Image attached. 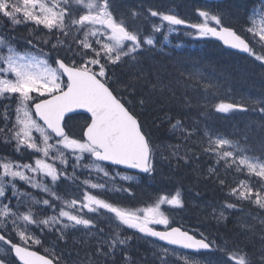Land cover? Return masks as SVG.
<instances>
[{
    "label": "snow or ice",
    "instance_id": "obj_1",
    "mask_svg": "<svg viewBox=\"0 0 264 264\" xmlns=\"http://www.w3.org/2000/svg\"><path fill=\"white\" fill-rule=\"evenodd\" d=\"M112 8L113 0H0V18L6 19L12 26L27 25L31 22L50 32H60L64 40L58 39L57 43L52 44L51 50L66 45L68 52L79 56L83 61L78 64L73 60L69 66L58 56L54 61L56 67H52L49 63L51 50L44 52L40 49L35 54L21 52L13 43L15 38L0 35V98L16 100V117L13 124L15 130L12 131L11 137H5L4 142L11 144L14 140L15 151L18 153L29 149L41 154L35 158L34 165L0 160V242L7 248L6 254L0 256V264H62V256L52 254V258H49L48 255H39L30 250L29 242L35 245L42 243L39 236L31 231L33 227L41 233L46 229L55 232L60 240L66 241L70 232L81 230L82 226V229L89 233V241H95V244L91 245L94 251L88 256V264H115V260L110 258L116 255L118 249L124 252V259L129 260L124 246L129 243L131 237H123L120 231L112 229L106 234L105 229L100 228L96 220L86 218L87 214L100 215L101 210H104L103 214L108 216L110 223L116 224L117 229L127 226L146 236L159 238L168 245L193 250L197 254L218 252L225 259L216 261V264H264V231L259 237L260 248L249 252L238 246L230 249L227 244L221 247L209 241L203 234H200L201 238H197L180 227H171L170 218L161 210V205L167 204L182 209L184 201L179 190L170 198L161 196L155 203L142 208L123 207L119 203L109 202L85 191L83 201H64L59 211H56L53 201H60L61 197L52 192L47 183L41 182L47 178L51 179L52 185H56L61 178L76 180V171L82 168L89 171V178L83 181L88 188L134 195L130 187L108 189L106 183H93L91 173L95 172L97 178L102 173L106 181L110 179L113 183H116L117 177L121 181H130L133 177L121 176L119 172L110 175L105 165L124 166L125 169L138 170L139 173L154 176L158 163L181 159L180 144L157 146L151 136L143 130L137 115L127 106L125 96L115 94L117 89L112 86L115 81L110 80L109 66H128L129 71L125 74L127 78L119 81L120 92L134 96L137 84L147 79L144 69L139 67L142 63L139 57L145 46H154L155 41L151 36L142 37L138 29L130 30L125 20L118 21ZM197 13L202 22L189 23L178 15L150 10L152 17H159L162 23L167 22L170 31H174L175 26L186 25L194 30L196 37L218 38L225 45L254 56L255 60L264 66V0H260L259 20L256 18V9H253L246 21L249 26L245 29L259 46V54L244 36L232 27L224 25L221 15L200 9ZM210 21L216 26H212ZM153 31L161 32L162 26H154ZM69 36L72 37L71 40L68 39ZM26 43L36 48L33 40L29 39ZM49 43L48 40L43 41L45 46ZM64 76L67 78L66 82ZM33 93L36 94L35 97ZM30 103L35 110V117H38L42 124L33 118ZM143 103L141 100L140 104ZM253 103L259 104L260 112L264 113V100ZM77 109L89 113L90 122H85L86 126L82 125L78 132L70 133L66 131V114ZM215 109L225 114L234 110L247 111L242 104L223 102L216 104ZM0 115L5 124L0 132L11 131L7 128L11 117L10 107L6 105ZM169 122L171 123V119ZM172 128L179 130L180 134L186 137L192 134L186 129H181L180 121L172 123ZM34 131L39 133V140L33 135ZM206 135L208 144L205 151L208 154L215 155L218 162L223 161L228 168L236 167L237 171L247 169L249 177L259 178L258 182L264 185V159L254 160L247 155L225 151V147L236 148V145L230 139L219 136L213 138L210 133ZM53 151L57 155L50 157ZM67 153L74 156L76 161L71 177L67 175V165L70 162ZM49 157L52 163L47 162ZM188 157L189 153L185 148L183 158L187 160ZM88 158H91L89 164H84L83 161ZM57 160L64 165L63 170L56 166ZM17 179L50 194L51 199L35 203L52 208L55 214L38 219V214L31 208L20 212L22 201L17 197ZM220 183L223 185L225 181L221 180ZM8 188H11L12 197L7 196ZM231 194L241 201H251L255 196L252 202L264 209V195L260 194V190L254 191V186L244 180L240 181L238 187L231 189ZM12 198L17 199L15 210L11 205ZM4 199L9 202L3 203ZM224 208L233 209L235 205L229 203ZM85 209L87 213L84 212ZM223 217L224 212L221 211L218 218ZM261 223L264 224V221ZM154 225H163L167 230L157 231ZM93 229L96 231L93 232ZM252 231L254 232V229ZM16 237L20 243L14 242ZM154 255L160 264H168L170 253L167 247ZM75 264L81 262L76 261ZM206 264H213L212 259L208 258Z\"/></svg>",
    "mask_w": 264,
    "mask_h": 264
},
{
    "label": "trees",
    "instance_id": "obj_2",
    "mask_svg": "<svg viewBox=\"0 0 264 264\" xmlns=\"http://www.w3.org/2000/svg\"><path fill=\"white\" fill-rule=\"evenodd\" d=\"M204 4L207 6L203 7ZM259 5L260 0H224L220 3H206L203 0H113L112 10L118 21L125 20L130 30L138 29L142 37L151 36L155 41L154 46H145L139 57L142 61L139 67L144 69L147 79L137 84L134 96L120 92L119 81L127 78L125 74L129 71L128 66L126 64L109 66L110 80L115 81L112 86L117 89L115 94L125 96L127 106L137 115L143 130L151 136L157 146L180 144L181 159H172L170 163L166 160L158 163L154 176L133 174L105 165L110 175L116 172L126 174L133 177L130 181H121L117 177L116 183H113L110 179L106 181L102 173L99 174V178L91 173L93 183H106L108 189L130 187L134 195L93 190L84 186L83 181L89 178V171L83 169L76 171L75 175L78 177L76 180L62 178L56 185H52L51 179L47 178L46 183L50 190L59 197L73 195L78 200L85 191H89L93 195L127 208L153 204L159 197L170 198L179 190L184 201L182 209L167 204L161 205V210L170 218L171 227L183 226L196 236H200L196 230L202 231L210 241L221 247L227 244L230 249L238 246L249 252L259 249L261 246L259 237L264 231V224L261 223L264 221V209L252 202L255 196L251 201H241L231 194V189L238 187L240 181L244 180L254 186V191L260 190V194L264 195V185L258 182L259 178L249 177L247 169L237 171L236 167L228 168L223 161L218 162V158L208 154L205 149L208 144L206 134L210 133L213 138L217 136L227 138L236 145V148L225 147V151L247 155L254 160L264 159L262 147L264 113L260 112L259 104L253 103L264 100V66H261V62L256 61L254 56L227 50L214 37H196L194 30L186 25L175 26V30L170 31L167 22L162 23L159 17L150 15V10H155L178 15L189 23H199L202 22V18L198 16L197 10L208 8L210 14L221 15L224 25L232 27L244 36L259 54V46L252 40L251 34L245 32L249 26L246 21L253 9H256V17L259 16ZM132 13L137 15L133 16ZM210 24L216 26L214 22ZM154 26H162V31L154 32ZM0 35L15 38L13 43L18 51H25L28 48L33 52L40 49L49 52L52 44L57 43L58 39L64 40V36L58 31L50 32L43 26L37 27L31 22L27 25L12 26L4 18H0ZM82 35L83 33L80 34L81 37ZM29 39L33 40L36 48L27 45L26 41ZM68 39L71 40L72 37L69 36ZM45 40L50 41L46 46L43 44ZM73 49L75 50L74 44ZM58 56L69 65L73 60L78 64L83 63L79 56H73L67 51L66 45L51 50L49 62L56 66L54 61ZM141 100L144 101L143 105L140 104ZM221 102L242 104L247 111L219 113L215 105ZM6 105L11 109L10 122L7 124L11 131L0 132V160L29 162L33 158L31 154L27 155L26 149L18 153L15 151L14 140L11 144L4 142L5 137H11L12 131L15 130L13 124L16 117V100L0 98V114ZM66 119L68 124L66 131L70 133L78 132L81 126H86L85 122L89 121L83 114H74L70 119L68 117ZM175 121H180L181 129L190 131L191 136L186 137L181 135L179 130H173L172 123ZM4 127L3 117L0 115V129ZM185 148L189 153L187 160L183 158ZM90 159L88 158L89 161ZM68 166L67 175L71 177L73 166L70 163ZM221 180L225 181L223 185L220 183ZM20 184V189L31 193L28 187ZM24 203L19 211L24 212L31 208L38 214V219L55 214L52 208ZM229 203L234 204L235 208L225 209L224 206ZM221 211L224 212V217L218 218ZM84 212L87 213L85 210ZM101 221L97 222L98 226L104 228L107 234L109 229L106 230V221L104 219ZM154 227L166 228L163 225ZM117 230L123 232V237H131V240L124 246L129 260L126 261L124 252L118 249L116 257L110 258H114L115 264H159L157 256L154 255V248L150 246L157 244L155 241L144 238L133 229L121 227ZM31 231L39 236L42 243L35 245L29 242L30 249H36L50 258L52 254L62 256V264H75L76 261L88 264V256L94 251L92 241H87L77 231L70 232L68 241L60 240L57 233L47 229L41 233L39 229L33 227ZM14 242L20 243L19 238L16 237ZM209 254L213 253H201L199 256Z\"/></svg>",
    "mask_w": 264,
    "mask_h": 264
},
{
    "label": "rangeland",
    "instance_id": "obj_3",
    "mask_svg": "<svg viewBox=\"0 0 264 264\" xmlns=\"http://www.w3.org/2000/svg\"><path fill=\"white\" fill-rule=\"evenodd\" d=\"M207 5L206 4H204L203 5V7H206ZM203 10H205V11H208L209 13H210V10L208 9V8H203ZM257 18V21L259 20V16L258 17H256ZM211 22V21H210ZM258 38V37H257ZM21 51V50H20ZM25 51H27V52H29V53H37V52H33V51H30L28 48H26L25 49ZM25 51H21V52H25ZM50 64H51V62H49ZM52 65V64H51ZM52 67H56V66H54V65H52ZM98 71V70H97ZM9 78H11V77H9ZM34 97L36 96V94L35 93H33L32 94ZM30 106H31V103L29 104V108H30ZM31 111H32V109H31ZM33 113V112H32ZM33 118L34 119H36L35 117H34V114H33ZM38 123H41L40 121H37ZM42 124V123H41ZM74 131V130H73ZM74 132H76V131H74ZM33 135L34 136H36L37 137V139L39 140V133H36L35 131L33 132ZM50 143H54V141H50ZM14 146H15V141H14ZM27 151H28V154L27 155H29L30 156V154H31V157L33 158V160H31V161H29V162H25V163H23V162H19L20 164H28V163H30V164H33L34 165V160H35V158H38V157H40V155L41 154H39V153H35L33 150H29V149H26ZM68 154V156H69V160H70V165H72L73 166V164H75L76 163V161H75V158H74V156H72L70 153H67ZM53 155H57V153L55 152V151H53L52 153H50V157L51 156H53ZM48 158V160H47V162H49V163H52L53 161L51 160V158ZM85 160H88V159H85ZM89 160L88 161H85V162H83L84 164H89ZM56 163V166L58 167V168H60L61 170H63V168H64V165H62L61 163H60V161H56L55 162ZM67 167H69L68 165H67ZM78 171H80V170H82V168L81 169H77ZM84 170V169H83ZM0 171H2V169H0ZM86 171H88V170H86ZM94 175H97L95 172H92ZM31 175V174H30ZM121 176H128V175H126V174H123V175H121ZM37 178H39V177H37ZM48 179H50V178H48ZM62 179V178H61ZM60 179V180H61ZM63 179H65V178H63ZM59 180V181H60ZM46 181H47V179H45V180H43V181H41V182H43V183H46ZM58 181V182H59ZM20 183H22L23 184V186H25V187H28L29 189H30V191H31V193L30 192H26V191H24V190H21L19 187L21 186V184ZM16 185H17V189H18V192H17V197H21L20 199H21V201H22V205H23V203L25 202V201H28V203H30V206L32 205V206H34V205H36V203H35V201H41V200H43V199H51V196H50V194H48V193H44V192H42L39 188H32L28 183H26V182H24V181H20V180H18L17 179V181H16ZM19 186V187H18ZM84 186H86V185H84ZM7 196L8 197H12V192H11V188H8L7 189ZM52 191V190H51ZM53 192V191H52ZM92 194V193H91ZM40 196H42V197H40ZM23 199V200H22ZM39 199H41V200H39ZM73 199H76V200H78L76 197H74L73 195H68V196H66V198H63V197H61V200L60 201H58V202H55V205H56V207H57V212L59 211V208L63 205V202L64 201H71V200H73ZM14 201V202H13ZM16 201V202H15ZM78 201H83V196H82V198L80 199V200H78ZM9 201L7 200V199H4L3 200V203H8ZM11 204H13L14 206H16L17 205V199L15 198H12L11 199ZM25 204V203H24ZM149 204H151V203H148L147 205H149ZM147 205H144V206H139V207H136V208H142V207H146ZM21 207V206H20ZM19 207V208H20ZM66 210H69V209H67L66 208ZM85 211L87 212V210L85 209ZM104 213V210H101V214L100 215H93V214H88V217H86V218H92V219H94V220H96L97 222H101V220L102 219H104V221H106V230H108V229H111L112 228V230H116V228L117 227H115L114 228V225L116 226V224L115 223H110L109 222V219H108V216H106V215H104L103 214ZM124 228V229H126L127 228V226H120V228ZM183 227V226H182ZM184 228V227H183ZM134 230V229H133ZM93 232H95L96 230L95 229H93L92 230ZM198 233H199V235L200 234H203L204 236H206L205 235V233L204 232H202V231H198V230H196ZM75 232V231H74ZM78 232V234H82V236H84V238L88 241L89 240V233L88 232H86L85 230H83L82 229V226H81V230H78L77 231ZM85 233V234H84ZM201 236V235H200ZM207 237V236H206ZM208 238V237H207ZM208 240H209V238H208ZM210 241V240H209ZM94 242V244H95V241H92V243ZM215 244L216 245H218L216 242H215ZM151 247H156V248H154V251L155 252H159L160 250H161V247H166V246H164V245H162V244H151L150 245ZM159 246V247H158ZM160 248V249H159ZM168 249H169V253H170V256H169V259H168V264H197V262H199V264H206V260L208 259V258H211L212 259V261H213V264H216V261H220V260H223V259H225V257H223L221 254H219L218 252H214L213 254H209V255H206V256H199L198 254L197 255H195V254H189V253H182L180 250H178V249H175V248H173V249H175V251H173V249L172 248H169V247H167ZM6 252H7V248H6V246L2 243V242H0V256H4L5 254H6ZM159 260V259H158ZM159 264H160V261H159Z\"/></svg>",
    "mask_w": 264,
    "mask_h": 264
},
{
    "label": "water",
    "instance_id": "obj_4",
    "mask_svg": "<svg viewBox=\"0 0 264 264\" xmlns=\"http://www.w3.org/2000/svg\"><path fill=\"white\" fill-rule=\"evenodd\" d=\"M204 1H206V2H221V1H223V0H204ZM216 40H217V42L218 43H220L222 46H224L226 49H228V50H231V51H237V52H239L240 54H244V55H247L246 53H243V52H241L240 50H237V49H233V48H231L230 46H228V45H225L224 43H223V41H221V40H219L218 38H215ZM69 66H71V65H69ZM64 79L65 80H67V78H66V76H64ZM47 98V97H46ZM36 102H38V101H36ZM31 109L33 110V113H34V108L32 107V105H31ZM74 114H84V115H87L88 116V118L90 119V114L89 113H87L85 110H83V109H77V110H75L73 113H69V114H66V118L67 117H69V116H72V115H74ZM36 119L39 121V118L38 117H36ZM42 122V121H41ZM89 122H90V120H89ZM43 123V122H42ZM117 168H119V169H121V170H126V171H129V172H132V173H139L138 172V170H133V169H125L124 168V166H119V167H117ZM140 174H142V173H140ZM172 227H179V226H172ZM181 228V227H180ZM156 229V228H155ZM157 231H165V230H167V229H161V230H158V229H156ZM181 230H183L182 228H181ZM185 230V229H184ZM187 231V230H186ZM190 234H192L191 232H189ZM144 237H146V238H150V239H152V240H155L156 242H158V243H160V244H164V245H166V246H168V247H171V248H176V249H179V250H182V251H187V252H190V253H195L193 250H186V249H182L180 246H172V245H168L167 244V242H164V241H160L159 240V238H156V237H149V236H146L145 234H142ZM197 237V236H196ZM197 238H201V237H197ZM23 246V245H22ZM31 251H36L39 255H43L42 253H40L39 251H37V250H35V249H30Z\"/></svg>",
    "mask_w": 264,
    "mask_h": 264
},
{
    "label": "bare ground",
    "instance_id": "obj_5",
    "mask_svg": "<svg viewBox=\"0 0 264 264\" xmlns=\"http://www.w3.org/2000/svg\"><path fill=\"white\" fill-rule=\"evenodd\" d=\"M185 67V66H184ZM181 68V67H180ZM184 71V70H183ZM197 75V74H196ZM200 75V74H199ZM195 76V75H194ZM201 76V75H200ZM197 77V76H196ZM204 78V77H203ZM208 80V79H207ZM211 118V117H210ZM19 187V186H18ZM19 189V188H18ZM22 190V189H21ZM165 190V189H164ZM163 190V191H164ZM174 190H175V188H174ZM8 192V191H7ZM12 192V191H11ZM21 198V197H20ZM15 199V198H14ZM23 200V199H22ZM39 200H41V199H39ZM14 202V201H13ZM16 202V201H15ZM25 202H27L28 203V201H25ZM23 205H24V203H23ZM27 206V205H26ZM23 207V206H22ZM21 210V209H20ZM116 226L114 225V228H115ZM112 229V228H111ZM117 229V228H116ZM116 231V230H115ZM121 232V231H120ZM85 234V233H84ZM122 234H123V232H122ZM82 235V234H81ZM126 235V234H125ZM79 236H77V238H78ZM82 237V236H81ZM70 238V237H69ZM76 238V237H75ZM79 239V238H78ZM72 240V239H71ZM74 240V239H73ZM83 240V239H82ZM58 241H59V239H58ZM68 241V240H67ZM89 241V240H88ZM49 242V241H48ZM52 242V241H51ZM73 242V241H72ZM84 242V241H83ZM90 243V242H89ZM52 244V243H51ZM93 244H94V242H93ZM50 245V244H49ZM53 245V244H52ZM151 245V244H150ZM54 246V245H53ZM55 247V246H54ZM159 247V246H158ZM154 248H156V247H154ZM163 247H161V249H162ZM160 249V248H159ZM151 251V250H150ZM117 252H119V251H117ZM151 252H153V251H151ZM65 253V252H64ZM155 253V252H154ZM69 254V253H68ZM73 256V255H72ZM67 257V256H66ZM116 257V256H115ZM72 258V257H71ZM114 259V258H113ZM119 259V258H118ZM131 259V258H130ZM77 260V259H76ZM74 261V260H73ZM118 261V260H117Z\"/></svg>",
    "mask_w": 264,
    "mask_h": 264
}]
</instances>
